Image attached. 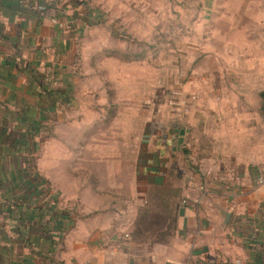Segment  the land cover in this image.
I'll return each instance as SVG.
<instances>
[{
	"label": "crops",
	"instance_id": "1",
	"mask_svg": "<svg viewBox=\"0 0 264 264\" xmlns=\"http://www.w3.org/2000/svg\"><path fill=\"white\" fill-rule=\"evenodd\" d=\"M194 1L185 75L147 118L98 59L82 84V39L109 34L86 1L0 0V264H264V0ZM39 4L62 16L35 18ZM34 121L49 133L22 151ZM18 152L64 223L26 219L44 205L18 188Z\"/></svg>",
	"mask_w": 264,
	"mask_h": 264
},
{
	"label": "rangeland",
	"instance_id": "2",
	"mask_svg": "<svg viewBox=\"0 0 264 264\" xmlns=\"http://www.w3.org/2000/svg\"><path fill=\"white\" fill-rule=\"evenodd\" d=\"M84 1L95 12L94 15H102L104 23L98 22L97 28L107 30L110 35L95 38L88 34L82 39L81 49L77 53L78 64L84 63L81 65V78H84L82 84L89 91V77L95 72L90 64L98 59V78L103 81L111 80L113 83L110 84V89L119 95H128L131 99V95L139 87V97L145 100V104L141 105L145 107L149 118L153 115V110L158 109L159 104L169 97L166 80H174L178 76L174 83H180V75H185V57L188 54L186 44L189 39L196 38L189 28H196L194 33L200 30L203 15L201 6L197 8L198 2L194 0ZM199 17L201 20L197 19ZM105 40L113 43L108 57L104 54L107 51ZM101 43L105 45L97 49L96 46ZM96 50L101 54L95 55ZM190 54L195 56V53ZM103 81L102 86H99L102 91L105 90ZM156 85L161 90L154 94L150 90ZM153 96L155 100L152 102L150 99ZM102 102L103 100L97 101ZM247 122L243 119V123Z\"/></svg>",
	"mask_w": 264,
	"mask_h": 264
},
{
	"label": "trees",
	"instance_id": "3",
	"mask_svg": "<svg viewBox=\"0 0 264 264\" xmlns=\"http://www.w3.org/2000/svg\"><path fill=\"white\" fill-rule=\"evenodd\" d=\"M34 11V17H38V18H44L46 16L50 17L51 19H58L59 17L62 16V11L61 10H57L54 6V4H47V5H34V8L32 9ZM89 17V20L86 19H82L86 24H90V19L91 17ZM76 18L72 17V19H70L71 21ZM74 21V20H73ZM261 99L263 102V108H264V93H262L261 95ZM31 129L29 130L28 134H24L18 138H15L14 141L20 145L23 146L22 147V151H26L28 144H30L31 142L34 143V146L36 147V139H43L48 135V128L47 127H42L41 126V122H37L34 121L31 124ZM30 134V135H29ZM29 156V155H28ZM15 157L20 158L21 159V163L22 166L21 168L18 169V177H17V181H18V188L19 189H23L24 191H28L31 192L30 197L34 196L35 198H42L43 201L41 202L44 207L40 208L39 206L34 209L37 212H43L42 215H38L36 213H32L29 214L28 218L26 216L27 220H34L36 218H42L45 216L50 215V217H48L49 220V224H52L54 222H56L57 219L61 220V223H64L66 220L65 218L60 214V212L56 209V205H55V197L53 195H49L48 194V190L45 187V181H43L37 174L36 172H34V159L33 158H25L21 156L20 152H18L17 154H15ZM37 206V204L35 205V207ZM40 216V217H39ZM153 218V217H152ZM54 219V222H52V220ZM155 221H158V219H156L154 217ZM161 222V221H158ZM57 222L55 223L56 226ZM157 227V226H156ZM49 228V225L47 224L44 230V234L47 233L48 231H46ZM146 231H148V228H145ZM50 233H48L47 235H49ZM144 231L140 230V229H136L133 231L132 233V237L131 240L133 239L134 241H140L141 238H144L143 236ZM51 238H53L54 236L50 235ZM50 238V239H51Z\"/></svg>",
	"mask_w": 264,
	"mask_h": 264
},
{
	"label": "built area",
	"instance_id": "4",
	"mask_svg": "<svg viewBox=\"0 0 264 264\" xmlns=\"http://www.w3.org/2000/svg\"><path fill=\"white\" fill-rule=\"evenodd\" d=\"M126 238H127V239H129V237H128V236H126Z\"/></svg>",
	"mask_w": 264,
	"mask_h": 264
}]
</instances>
